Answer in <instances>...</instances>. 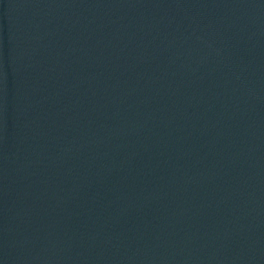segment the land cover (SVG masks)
I'll list each match as a JSON object with an SVG mask.
<instances>
[{"label":"water","instance_id":"water-1","mask_svg":"<svg viewBox=\"0 0 264 264\" xmlns=\"http://www.w3.org/2000/svg\"><path fill=\"white\" fill-rule=\"evenodd\" d=\"M0 264H264V0H0Z\"/></svg>","mask_w":264,"mask_h":264}]
</instances>
